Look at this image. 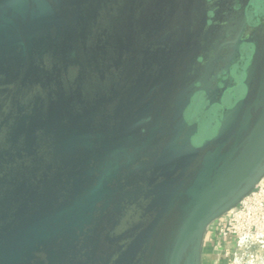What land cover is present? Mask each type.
I'll return each instance as SVG.
<instances>
[{
    "label": "water",
    "instance_id": "1",
    "mask_svg": "<svg viewBox=\"0 0 264 264\" xmlns=\"http://www.w3.org/2000/svg\"><path fill=\"white\" fill-rule=\"evenodd\" d=\"M28 1L0 0V264H202L208 225L264 176V33L216 88L207 67L162 103L86 83L81 102L67 84L53 100V77L26 65L37 33L56 26L67 69L71 31L98 11Z\"/></svg>",
    "mask_w": 264,
    "mask_h": 264
},
{
    "label": "flooded vegetation",
    "instance_id": "2",
    "mask_svg": "<svg viewBox=\"0 0 264 264\" xmlns=\"http://www.w3.org/2000/svg\"><path fill=\"white\" fill-rule=\"evenodd\" d=\"M168 1L174 8L167 9L166 0H90L100 11L96 25L87 32L80 26L69 36L72 60L79 63L67 69L61 64L63 38H57L52 24L44 36L36 32L39 45L33 49L42 54L26 65L41 71L42 77H53L48 89L53 100L65 94L67 84L81 102L86 90L79 95L75 91L86 83L96 96L100 90L108 94L115 85L122 98L140 106L153 97L161 103L170 101L172 89L180 91L207 67L212 70L206 77L212 88L219 86L229 69L235 75L243 71L254 50L251 41L264 33V0ZM172 22L179 25L173 29ZM155 23L168 27L154 29ZM41 84L35 85L28 98L45 94Z\"/></svg>",
    "mask_w": 264,
    "mask_h": 264
},
{
    "label": "built area",
    "instance_id": "3",
    "mask_svg": "<svg viewBox=\"0 0 264 264\" xmlns=\"http://www.w3.org/2000/svg\"><path fill=\"white\" fill-rule=\"evenodd\" d=\"M203 244L216 252L218 264H264V176L208 225Z\"/></svg>",
    "mask_w": 264,
    "mask_h": 264
},
{
    "label": "crops",
    "instance_id": "4",
    "mask_svg": "<svg viewBox=\"0 0 264 264\" xmlns=\"http://www.w3.org/2000/svg\"><path fill=\"white\" fill-rule=\"evenodd\" d=\"M216 252L208 244H203L202 248V264H218L216 260Z\"/></svg>",
    "mask_w": 264,
    "mask_h": 264
},
{
    "label": "rangeland",
    "instance_id": "5",
    "mask_svg": "<svg viewBox=\"0 0 264 264\" xmlns=\"http://www.w3.org/2000/svg\"><path fill=\"white\" fill-rule=\"evenodd\" d=\"M174 1V0H173ZM166 7H167V9H171V8H174V6L175 5H173L174 3L172 2V4L170 3V1H168L167 2V0H166ZM173 5V6H172ZM172 6V7H171ZM99 13H100V11H98V15H99ZM97 17V16H96ZM99 19V16H98V18L97 19H95V20H91L90 22H89V24L90 25H92L93 27L96 25V22H97V20ZM161 23V22H160ZM160 24L159 23H155V25H153V28L154 29H158V26H159ZM177 25H179V23H172V28L173 29H175L176 27H177ZM92 28V27H91ZM178 30H179V28H178ZM228 99H230V97H228ZM236 98H233V100H235ZM208 119L210 120V118L208 117ZM209 129L210 128H208L207 130H203V135H208V132L210 133L211 131H209Z\"/></svg>",
    "mask_w": 264,
    "mask_h": 264
}]
</instances>
